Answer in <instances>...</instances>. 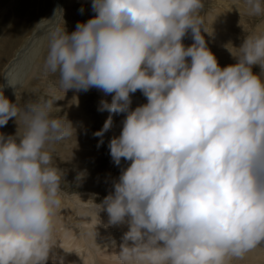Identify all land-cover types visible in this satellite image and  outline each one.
<instances>
[{"label": "clouds", "instance_id": "obj_1", "mask_svg": "<svg viewBox=\"0 0 264 264\" xmlns=\"http://www.w3.org/2000/svg\"><path fill=\"white\" fill-rule=\"evenodd\" d=\"M243 3L248 15H264V0ZM202 8V0H91L92 18L48 34L44 70L64 92L111 94L93 135L125 114L108 148L126 167L92 200L105 227L128 225L120 264H229L264 243V31L228 48L236 63L221 67L202 35L210 34ZM7 84L16 101L0 91V126L15 118L18 127L0 133V264H47L64 195L50 146L75 129L51 115L55 100L22 106L19 82ZM137 90L146 103L131 108Z\"/></svg>", "mask_w": 264, "mask_h": 264}, {"label": "rangeland", "instance_id": "obj_2", "mask_svg": "<svg viewBox=\"0 0 264 264\" xmlns=\"http://www.w3.org/2000/svg\"><path fill=\"white\" fill-rule=\"evenodd\" d=\"M56 1H59V4H60L59 8L61 9V11H60L59 8L57 9L55 20L53 22V26L51 28H49L50 17L52 15L54 7H56V4H57ZM225 1L226 0H223V1L222 0H202L203 8L199 11L200 18L202 19V21L204 20L203 21V27L205 29H207L208 32L212 33V32L215 31L213 25H216L215 27L219 26L216 29H218L217 32L221 34V36H220V37H222L221 39H223V41H222V43L220 45H217V46L213 45L212 44V39L210 38V36L207 35V33H204L202 31V35H204V38L206 40V43H207L208 48L210 49V51L212 53L214 51L213 54L215 55V57L217 59V62H218V64L221 67L236 63V58L231 54L229 49L235 52L236 50L234 48L235 47L238 48L241 45L243 39L245 38V36L247 34H251V33H254V32H259V31H264V15H261V16H250V15H248L247 9H246V7H245V5L243 3V0H241V1L240 0H232V1L231 0H227L226 2ZM241 3H242V5H241ZM63 5H64L65 8L63 7ZM220 7H222V8H220ZM241 11H242V13H241ZM57 14H58V16H57ZM59 14H61V17H60ZM94 15H95V13L91 9V0H0V70L3 69L2 65L3 66L4 65L9 66L10 65L9 62L15 60L14 56H16L17 52L20 49L23 48V46L25 45V41L27 39H31V37H32L33 40H34V37L32 36V34L35 31V29L37 28V26L39 28H38V30H36V32L41 30L40 31L41 34L38 36L37 41L32 46H31V44L33 43L32 41H30V45H28V46L29 47L30 46L31 47L39 46L40 51L43 52V47L45 45L47 46V50H48V34L53 28L57 27L56 25H58V27H61V28L64 26L65 29L67 30V32L71 33L72 31L75 30V26H76V24L78 22H86L88 19L92 18ZM245 15H247V16H245ZM211 16L214 18L215 22H217V23L212 25V23L210 22V20L208 18V17H211ZM45 23H46V25H44ZM242 24H243V26H242ZM9 25H11V26L9 27ZM222 25H224V27ZM211 30H212V32H211ZM188 32H189V34L188 33L185 34V36L182 38V42H183V44L185 43L184 44L185 46H189V45H191L193 43L191 30H188ZM189 39H191V40H189ZM225 40H226V42H225ZM187 41H188V43H187ZM218 46H220V47H218ZM230 47H234V48H230ZM213 49H215V50H213ZM47 50L44 52L43 55L46 56ZM6 63H8L9 65L6 64ZM42 67H43V61L41 59H39L36 62V64H35V73L39 74L41 72V70H42ZM26 68L27 67H25L24 70ZM252 71H253V73L259 74L260 73V67L258 65H253L252 66ZM45 77L46 78L43 77L42 80L39 79V78H36V77L33 78L31 80L30 85H29L30 81L27 82L26 86L24 88H22L21 91L23 90V91H26L27 93H30L31 90H32V95H30V96H32V97H30L32 102H35V101H37L39 99H42V98H49V97H50L49 99L55 100L53 102L54 107L52 109L51 115L52 116H57V115L58 116H62V117H65L66 119H68V117L67 116H63V111H67V108H69L67 106V103H69L67 100L70 99V98L71 99H76V103L77 104L74 101L73 108L72 107H70V108L74 109L75 113H77V110H78V116L82 115L83 119L84 120L86 119L84 121L85 133L86 134L89 133L85 137L83 144L81 143L77 147L79 149L83 150L84 152H86V155L93 157L94 161H93V164H92L91 168L87 167L88 169H90L88 172L90 173L93 170L92 173H94V174H96L98 172V174H96L97 177H98V175L105 176L106 174H104V173L106 171L110 170L109 163H110L111 156H109L110 154H108L109 153L108 143H109L110 139L113 136L119 135V133L117 134L115 131L120 132V129H119V128H121V124L120 123L123 120L125 114H123V113H121V114H112V127L113 128L111 127L108 131L104 132L102 138L98 137V136L91 135V134L95 133L96 131H99L102 128V126L104 124V121L109 116V113H107V111L101 112V111H98L97 108L99 106L100 100H102V99L103 100H107L108 99L107 101L110 102L111 94H109V96H108V95H105L103 92H101L100 90H98L96 88H94L95 91L93 90V88H91V89H89L86 92L85 91H80V92L76 91V93H69L65 98H63L65 100V102H61L63 100L62 98H60V97L56 98L55 93H51V92L48 93V91H46V90H48L47 89L48 82H45V81L48 80L50 83H53V84L58 83V75L57 74L47 73V76H45ZM38 79L41 80V81H44V84L42 85L44 87H42V86L39 87L38 86L39 85L38 84V81H39ZM45 83L47 84L46 87H45ZM1 84L2 83L0 82V86H3V87H0V91L3 90L4 85H5V84L4 85L3 84L1 85ZM17 88H20V86L17 87ZM33 89H34V91H33ZM69 90H67V92H69ZM37 91L39 93H35ZM99 93L102 94V95H100ZM92 94H95V95H92ZM97 95L100 98H98ZM130 95H131L132 105H133V107H132V105L130 106L131 108H135L136 106H138L140 104L146 103V98L142 95V93L139 90H137L135 93L130 94ZM91 96H93V97H91ZM84 97L86 98L85 101L87 100L86 103L84 101ZM88 98L89 99L92 98L94 101H91L92 99H90V101H89ZM135 98H137V99L135 100ZM59 99H61V100H59ZM82 102H83V104H82ZM136 103L137 104L139 103V104L136 105ZM88 104H89V106H88ZM76 106H79V107H76ZM79 108H83V111H82V109H79ZM97 111L99 112L100 115H98ZM93 112L96 113V114H94ZM105 112H106V114H105ZM95 116H98V117H95ZM90 120H92V121H90ZM100 123L101 124L103 123V124L101 125ZM98 124H99V126H98ZM95 126H96V128H95ZM116 127H118V128H116ZM113 129H115V131ZM112 131H114V132H112ZM112 133H113V135H112ZM109 135L110 136L112 135V136L110 137ZM94 137H97V138H94ZM109 137H110V139H109ZM92 139H94V140H92ZM101 139H102V143H99L101 141ZM88 140H90V141H88ZM85 143H87L88 145H86ZM94 144L95 145L97 144V145L95 146ZM100 144H101V146H100ZM89 146H90V150H88ZM92 151H94V152H92ZM100 151H103V152H100ZM121 160H123V159H121ZM98 162H100V163H98ZM105 163H107V164L105 165ZM99 167H101V168H99ZM101 169H102V171H101ZM94 171L95 172L97 171V172L95 173ZM74 183L75 182H73L72 184H69V185H65V182H61L62 191L64 190L63 192L65 194L67 192L68 195H71V194L75 195L74 194L75 191H76L75 192L76 194L79 193L80 192V188L75 190L74 188H77L76 187L77 183H75V184ZM72 190H73V192H71ZM105 193L103 192L101 194L100 193L97 194L96 196H99V197H97L98 199H96V197H95L93 199V201L94 202L97 201L96 203H100L101 198L105 197L106 195L109 194V193H106V194ZM102 200H103V198H102ZM106 222H107V220H105L104 222H102V221L98 222V223H102L103 224V226L99 227V229L101 230L100 232H98L99 234H94L92 231H91L92 232L91 233L90 229L88 228V225L82 224L80 226V228H82L83 230L79 231L80 233L78 232L79 237L81 238V242H80L81 244L80 243L79 244L74 243V247H72V244H73L72 240H73V236L76 233L75 234H74V232H73V234L71 233L69 235V237H68L69 239L63 238V241L61 239L59 240V238H57V237H54L53 240H52V243L55 246L50 251V253H54V255L58 254L57 252H53L54 250L55 251L57 250V251H60L62 253V255L65 253L64 256H63L64 258H70V259L73 258L72 260L74 261V260L80 259V257H79L80 254L79 253L82 252V249L85 246H87L86 249L89 248V249H92V250L99 251L101 253H103V251H105L106 249H112V252L115 253V256H111L110 257V256H107V255L100 254L97 257L99 264H120V261L117 259L116 255H118L117 252L119 251L120 244L123 243V240H122L123 233L115 231V230H113L111 228H105L104 225L106 224ZM92 227H95V226L93 225ZM83 231H85L84 232L85 234H83ZM71 235H73V236H71ZM98 237L101 238V239H99ZM86 238H88V239L86 240ZM91 239L92 240L93 239H96V240L99 239V240H98V242H96V240H95V242L94 241L91 242L90 241ZM86 241L87 242L89 241V242L87 243ZM65 242L67 243V245L65 244ZM109 242H111V243L109 244ZM112 243H113V245H112ZM128 243L131 244L132 242L129 241ZM91 244H93V245L91 246ZM97 244H101V245L97 246ZM102 244H103V246H102ZM66 247L68 249L64 250ZM257 247L260 250V252L259 251L256 252V255H257V256L255 255L256 260H257V258H260L261 255L264 256V247L261 246V244L258 245ZM74 252L77 253V254H74ZM49 262H50V264L53 263V260H51V256H50ZM58 262H59V260L57 259V264H58ZM247 264H249V263H247Z\"/></svg>", "mask_w": 264, "mask_h": 264}, {"label": "bare ground", "instance_id": "obj_3", "mask_svg": "<svg viewBox=\"0 0 264 264\" xmlns=\"http://www.w3.org/2000/svg\"><path fill=\"white\" fill-rule=\"evenodd\" d=\"M223 1V0H222ZM227 1V0H226ZM225 1V2H226ZM232 1V0H231ZM241 1V0H240ZM57 4H56V7H54V10L52 12V15L50 17V22H49V28H51L53 26V22L55 20V16H56V11L57 9L59 8L60 4H59V1H56ZM230 2V1H229ZM221 3V2H220ZM237 3V2H236ZM235 4V3H234ZM242 5V3H241ZM64 7V5H63ZM65 8V7H64ZM222 8V7H220ZM60 9V8H59ZM221 10V9H220ZM223 10V9H222ZM229 10V9H228ZM61 11V9H60ZM217 11V10H216ZM61 13V12H60ZM242 13V11H241ZM247 14V13H246ZM60 17H61V14H59ZM58 16V14H57ZM222 16V15H221ZM247 16V15H245ZM244 17V16H243ZM210 22L213 24L217 23L215 22L214 18L211 16V17H208ZM204 21V20H203ZM59 22V21H58ZM228 22V21H227ZM46 25V23L44 24ZM58 27V25H56ZM216 25H213L214 27V32H211L212 33H207L208 36H210V38L212 39V44L213 45H220L223 41V39H221L222 37L220 33L217 32L218 29H216L217 27H215ZM224 27V25H222ZM243 26V24H242ZM47 27V26H46ZM210 27V26H209ZM38 26L37 28L35 29V31L33 32L32 36L34 37V40L33 38L31 37V39H27L25 41V45L23 46L22 49H20L16 56H14L15 60L14 61H10L9 66H6V65H2L3 69L0 70V82L4 85V88H3V94L12 102H15L16 101V96H15V89L11 86H9L7 84V79H10L14 82H19V85H20V88H18L17 90V93H18V96L20 97L18 103L21 104L22 106L26 105L27 102H32V100L30 99V95H32V90L30 93H27L26 91H21L22 88H24L26 86V83L29 82V85L31 83V80L33 78H39V79H43L46 78L45 76H47V73L45 72L44 70V60H45V55L44 52L47 50V46L45 45L43 47V52L40 51L39 49V46H33L31 47L38 39V36L41 34L40 31H37L38 30ZM252 29V28H251ZM255 29V28H254ZM260 29V28H259ZM190 30V29H189ZM207 30V29H206ZM209 30V29H208ZM32 31V30H31ZM255 31V30H254ZM224 32V31H223ZM189 34V32H187ZM186 33V34H187ZM222 33V32H221ZM30 34V33H29ZM192 35V34H191ZM206 36V35H205ZM184 40V39H183ZM186 40V39H185ZM188 40V39H187ZM191 40V39H189ZM30 41H32L33 43L31 44V46L29 47L28 45H30ZM228 41V40H227ZM226 42V40H225ZM188 43V41H187ZM211 43V42H210ZM24 44V43H23ZM185 44V43H184ZM191 44V43H190ZM208 46V45H207ZM230 46V45H229ZM239 46V45H238ZM220 47V46H218ZM230 48H233V47H230ZM236 48V47H235ZM225 49V48H224ZM227 49V48H226ZM215 50V49H213ZM221 50V49H220ZM214 53V51H213ZM221 54V53H220ZM229 56V55H228ZM20 58V59H19ZM229 58V57H228ZM41 59L43 61V67H42V70L39 74H36L35 73V64L36 62ZM224 59V58H223ZM233 59V58H232ZM230 61V60H229ZM224 63V62H223ZM27 67L25 70L24 68ZM224 67V66H223ZM35 74V75H34ZM2 75V76H1ZM32 76V77H31ZM7 78V79H6ZM38 79V80H39ZM39 80L38 81V86H42L44 84V81H41ZM51 80V79H50ZM42 83H41V82ZM45 82H48V86L47 84L45 83V87L47 86V89L46 91H48V93H55V96L56 98L57 97H60V98H65L69 93H76V90L74 89H70L69 92H64V90L59 86L58 83H50L48 80H46ZM1 84V85H2ZM19 85L16 86L19 87ZM3 87V86H2ZM30 87V86H29ZM38 87V88H39ZM44 87V86H42ZM30 89V88H29ZM44 89V88H43ZM94 90V88H93ZM34 91V89H33ZM95 91V90H94ZM59 92V93H58ZM92 92V91H91ZM97 92V91H96ZM35 93H39L38 91L35 92ZM94 93V92H93ZM79 94V93H78ZM100 94V93H99ZM98 94V95H99ZM133 94V93H132ZM140 94V93H139ZM71 95V94H70ZM86 95V94H85ZM84 95V96H85ZM92 95H95V94H92ZM97 95V97H98ZM102 95V94H100ZM138 95V94H137ZM109 96V95H108ZM134 96V95H133ZM132 96V97H133ZM90 97V96H89ZM93 97V96H91ZM96 97V96H95ZM135 97V96H134ZM138 97V96H137ZM50 98V97H49ZM52 98V97H51ZM54 98V97H53ZM100 98V97H98ZM85 97H84V101H85ZM89 99V98H88ZM92 99V98H90ZM89 99V101H90ZM134 99V98H133ZM137 98H135L136 100ZM139 99V98H138ZM61 100V99H59ZM100 100V99H99ZM108 100V99H107ZM34 101V100H33ZM69 103H67V106L69 108H67V111H63V116H67L68 117V121L71 122V124L73 125L74 129H75V134L71 135L70 137L60 141V142H57L55 144H52L50 146V151H52L53 153V156L55 158V162H56V166L61 169L64 173V176H63V179L61 180V182H65V185H69V184H72L73 182L77 183L76 187L77 188H74L75 190L76 189H79L80 188V192L79 193H75V195H68L67 192L66 194L64 193L63 197H62V210L58 212L57 216H56V219H55V226H54V232H53V238L54 237H57L59 238V240L61 239L63 241V238H67L69 239V235L73 232L74 234L76 235H71L73 236V244H72V247H74V243L76 244H79L81 242V238L79 237V234L78 232L83 230L82 228H80V226L82 224L84 225H88V228L90 229V232L92 231L94 234H99L98 232H100L101 230L99 229L100 226H103L102 223H98V222H104L105 220L108 219L107 217V213L106 212H99L98 213V216L96 215V211L95 209L92 207V200L96 197V199H98L97 197L99 196H96L97 194H101V193H109L110 191H112V184H113V181L115 179L118 178L119 176V173H120V169L121 167H126V164L124 162V160H121V165L120 166H117L113 163L112 159H110V170L109 171H106L104 174H106L105 176L103 175H97L98 172L95 173H92L93 172V168L91 169L92 172H88L90 169L88 168H91L92 164H93V157L91 156H88L86 155V152H84L83 150L79 149L77 146L80 145L81 143L83 144L84 142V139L85 137L87 136V134L89 133H85V127H84V120L83 119V116H78V110H77V113H75V110L74 109H71L70 107L73 108V105H74V101L76 103V99H68L67 100ZM87 101V100H86ZM85 101V103H86ZM91 101H94L93 99ZM101 101V100H100ZM60 102V101H59ZM61 102H65V100L63 99ZM139 102V101H138ZM81 103V102H80ZM65 104V103H64ZM77 104V103H76ZM83 104V102H82ZM91 104V103H90ZM95 104V103H94ZM134 104V103H133ZM139 104V103H138ZM136 103V105H138ZM86 105V104H85ZM93 105V104H92ZM132 105V103H131ZM89 106V104H88ZM94 106V105H93ZM96 106V105H95ZM135 106V105H134ZM66 107V106H65ZM64 107V108H65ZM76 107H79V106H76ZM86 107V106H85ZM133 107V105H132ZM92 108V107H91ZM90 108V109H91ZM76 109V108H75ZM78 109V108H77ZM79 109H82L83 111V108H79ZM86 109V108H85ZM98 109V108H97ZM81 111V112H82ZM94 111V110H93ZM80 112V111H79ZM85 112V111H84ZM83 112V113H84ZM91 112V111H90ZM98 112V111H97ZM82 113V114H83ZM94 113V112H93ZM108 113V112H107ZM56 114V113H55ZM96 114V113H94ZM103 114V113H102ZM106 114V112H105ZM57 115V114H56ZM85 115V114H84ZM89 115V114H88ZM98 115L99 112H98ZM108 116V115H107ZM106 116V117H107ZM119 116V115H118ZM123 116V115H122ZM92 117V116H91ZM94 117V116H93ZM95 117H98V116H95ZM101 117V116H100ZM85 118V117H84ZM89 118V117H88ZM87 118V119H88ZM105 118V117H104ZM101 119V118H100ZM99 119V120H100ZM93 120V119H92ZM90 120V121H92ZM119 120V119H118ZM98 123V122H97ZM89 124V123H88ZM95 124V123H94ZM93 124V125H94ZM101 124V123H100ZM103 124V123H102ZM101 124V125H102ZM121 124V123H120ZM86 125V124H85ZM90 126V125H89ZM99 126V124H98ZM97 126V127H98ZM17 124L15 123V118H11L9 119L8 123L4 126H0V133L2 134H5V135H14L16 130H17ZM88 127V126H87ZM119 127V126H118ZM116 127V128H118ZM94 128V127H93ZM96 128V126H95ZM99 128V127H98ZM97 128V129H98ZM101 128V127H100ZM113 128V127H112ZM115 128V129H116ZM91 129V128H90ZM115 129H113L115 131ZM121 129V128H119ZM118 129V130H119ZM88 130V129H87ZM86 130V131H87ZM112 130V129H111ZM110 130V131H111ZM93 131V130H92ZM108 131V130H107ZM112 131V132H114ZM117 134L119 132L115 131ZM108 133V132H107ZM106 133V134H107ZM111 133V132H110ZM109 133V134H110ZM93 135V134H91ZM90 135V136H91ZM113 135V133H112ZM111 135V136H112ZM110 136V135H109ZM110 136V137H111ZM89 137V136H88ZM92 137V136H91ZM90 137V138H91ZM105 137V136H104ZM109 137V139H110ZM94 138H97V137H94ZM91 140V139H90ZM88 140V141H90ZM94 140V139H92ZM100 141V140H99ZM97 142V141H96ZM104 142V141H103ZM91 143V142H90ZM86 145H88L87 143H85ZM85 145V146H86ZM95 145V144H94ZM97 145V144H96ZM95 145V146H96ZM105 145V144H104ZM101 146V144H100ZM88 147V146H87ZM103 147V146H102ZM87 149V148H86ZM85 150V149H84ZM90 150V146H89V149ZM94 150V149H93ZM98 150V149H97ZM95 151V150H94ZM92 151V152H94ZM106 151V150H105ZM90 152V151H89ZM100 152H103V151H100ZM91 154V153H90ZM94 154V153H93ZM109 154V153H108ZM100 155V154H99ZM96 156V155H95ZM94 156V157H95ZM110 156V155H109ZM97 157V156H96ZM123 159V158H122ZM96 160V159H95ZM95 163V162H94ZM97 163V162H96ZM100 163V162H98ZM104 163V162H103ZM107 163H105L106 165ZM98 165V164H97ZM101 165V164H100ZM96 166V165H95ZM99 166V165H98ZM88 167V168H87ZM101 168V167H99ZM108 169V168H107ZM102 171V169H101ZM80 173H83V178L80 179V180H77L76 177L78 174ZM102 174V173H101ZM74 183V184H75ZM63 184V183H62ZM81 185V186H80ZM74 186V185H73ZM79 186V187H78ZM64 191V190H63ZM78 191V190H77ZM73 192V190L71 191ZM105 193V194H106ZM104 198V197H102ZM102 198H101V201H102ZM96 201V200H95ZM100 201V202H101ZM97 202V201H96ZM95 202V203H96ZM95 226V227H92V226ZM105 227V226H104ZM84 228V227H83ZM105 228H111L115 231H118V232H121V233H125L126 231H128V225L126 223L124 224H120V225H113V226H108V227H105ZM86 230V229H85ZM85 231H83V234ZM91 232V233H92ZM80 233V232H79ZM88 233V232H87ZM120 233V234H121ZM119 234V235H120ZM91 235V234H90ZM89 236V235H88ZM102 236V235H101ZM99 238V237H98ZM88 238H86L87 240ZM101 239V238H99ZM98 239V240H99ZM96 239H91L90 241H94L95 242ZM98 240H96V242H98ZM103 240V239H102ZM61 241V242H62ZM66 241V240H65ZM87 242V241H86ZM89 242V241H88ZM87 242V243H88ZM103 242V241H102ZM111 242H109L110 244ZM65 244L67 245V243L65 242ZM81 244V243H80ZM85 244V243H84ZM93 244H91L92 246ZM101 244H97V246H100ZM113 245V243H112ZM59 246V245H58ZM69 246V245H68ZM77 246V245H76ZM95 246V245H94ZM103 246V244H102ZM261 246L264 247V243L261 244ZM63 247V246H62ZM79 247V246H78ZM82 247V246H81ZM80 247V248H81ZM87 246H85L83 249H82V252H80L79 254V257L80 259H77V260H72L70 258H64V254L62 255V253L60 251H53V252H57L58 254H55V256L57 257V259L59 260L61 257L63 258V264H99L98 262V259L97 257L100 255V254H103V255H107V256H115V253L112 252V249H106L105 251H103V253L99 252V251H96V250H92V249H86ZM61 248V247H60ZM76 248V247H75ZM79 248V249H80ZM103 248V247H102ZM101 248V249H102ZM64 249V248H63ZM68 249L67 247L64 249L66 250ZM77 249V248H76ZM86 249V250H85ZM63 250V251H64ZM78 250V249H77ZM260 250L258 249V247L250 250L249 252L245 253V255L240 259V258H233L229 261V264H264V256L261 255L260 258H255V255H256V252ZM65 252V251H64ZM78 252V251H77ZM54 253H50V256H52ZM73 254V253H72ZM74 254H77L74 252ZM60 256V257H59ZM72 256V255H71ZM117 256V255H116ZM257 256V255H256ZM259 256V255H258ZM67 257V256H66ZM50 260V259H49ZM49 260L47 261V264H50ZM52 260V259H51ZM107 261V260H106ZM53 264V263H52Z\"/></svg>", "mask_w": 264, "mask_h": 264}]
</instances>
